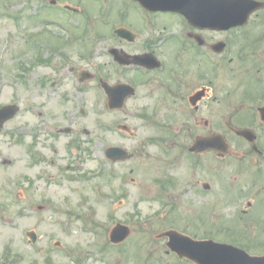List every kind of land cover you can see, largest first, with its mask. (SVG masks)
<instances>
[{"label":"rangeland","instance_id":"1","mask_svg":"<svg viewBox=\"0 0 264 264\" xmlns=\"http://www.w3.org/2000/svg\"><path fill=\"white\" fill-rule=\"evenodd\" d=\"M88 6L94 13H103L94 1ZM61 14L47 9L43 0H0V105L17 106L16 114L0 130V264H115L114 260L118 264H194L178 261L174 253H168L165 240L158 235L177 229L194 238L213 236L223 241L233 232L258 234L262 225L257 219L264 214L257 210L264 212V207L257 206L264 205V195L254 197V193L244 192L234 201L237 189L225 183L233 174L246 177L242 167L241 173H236L238 158L235 161L232 153L221 159L207 154L195 168L194 160L177 148L179 143L171 149L152 140V135L162 141L169 135L170 139L186 141L189 134L186 131L184 138L182 129L178 132L176 117L171 121L164 113L160 120L175 126L169 132L153 131L146 118L144 121L133 113L132 101L121 111H110L97 90L96 78L78 81L77 70L83 67L91 72L109 71L110 63L99 45L95 43L99 50L91 49L89 55L88 49H68L66 53L76 61H71L72 69L65 64L66 72L61 75H57V68H62L59 57L54 55L50 65L37 60L42 54L37 48L39 38L48 39L52 28L56 31V26L49 24L43 31V23L52 19L69 22ZM98 16L93 14L85 26L105 28ZM117 16L118 10L113 14ZM74 19L76 29L84 27L81 18ZM89 39L91 45L92 37ZM83 43L86 45L85 40ZM53 79L58 81L49 87ZM224 107L218 103L217 131L226 134L222 123L229 111L221 110ZM80 108L85 109L83 114ZM118 122L138 131L136 138L120 141L131 157L105 163L99 174L104 148L93 137L102 134L110 142L119 139L113 129L101 126ZM65 126L73 132L55 131ZM256 132L258 136L260 132L258 142L264 151L262 127ZM75 137V144L69 142ZM73 145L76 148L71 152ZM248 148L235 147L247 158L256 156ZM31 149L38 152L36 158ZM259 176L264 177V172ZM196 180L199 184L209 181L211 189L203 190ZM251 195L254 204L244 214V200ZM168 204L174 206L169 208ZM250 215L256 218L247 219ZM116 222L132 228L126 242L129 247L122 254L118 246L107 248L101 241ZM26 231L36 233L35 242L29 241ZM140 249L143 252L137 254Z\"/></svg>","mask_w":264,"mask_h":264},{"label":"flooded vegetation","instance_id":"2","mask_svg":"<svg viewBox=\"0 0 264 264\" xmlns=\"http://www.w3.org/2000/svg\"><path fill=\"white\" fill-rule=\"evenodd\" d=\"M92 1L102 10L101 3L106 1L108 5L103 17L113 18L116 23L115 27L93 30L97 32L92 34L91 42L104 50L102 55L114 66L99 75L93 73L92 79H97V89L102 98H106L102 87L104 82L117 88L127 84L126 90L132 93L125 98V106L132 101L133 113L141 115L144 121L147 116L150 123L147 126L153 131L169 132L175 126L166 124L163 118L160 120L164 113L171 121L176 117L178 132L182 129L184 138L188 132V139L180 142L168 135L162 137L163 142L173 147L179 143L181 147L177 148L186 149L191 157L201 155L188 150L197 137L218 133V103L225 105L221 110L229 111L225 123H222L224 130L236 138H228L229 148L254 144L235 133L239 128H246L251 120L255 121L251 118L259 117L258 110L264 106V0H258L263 4L251 14L248 22L228 28L192 24L179 12L150 10L137 0H55L50 10L53 11V6L61 2L55 10L83 18L91 10L88 3ZM117 2L121 6L117 7ZM65 5L71 8L64 11ZM116 10L118 16L113 17ZM128 14H131L130 18ZM89 36L85 28L76 29L71 37L52 33L48 39L39 38L38 51L44 45L41 57L50 61L56 55L64 66L73 58L66 51L70 48L88 49ZM77 71L78 76L80 70ZM77 79L84 82L79 80L80 76ZM124 107L114 111H121ZM117 126L114 132L119 139H114L112 145H119L122 138L138 136L135 128L118 129ZM68 128L66 133L71 134L73 130ZM102 128L108 129L105 125ZM61 130L64 129H55L57 133ZM82 131L89 134L85 129ZM155 138L152 135V140ZM77 140L75 137L69 142L75 144ZM107 141L110 140L100 134L98 144L105 148L109 144ZM207 152L216 155L214 150ZM229 152L235 153L234 149ZM254 158L257 157L252 156L251 160ZM257 159L253 166L246 161L236 168L239 173L242 168L244 171L253 169L249 173V193H256L257 188L263 189L258 172L262 164ZM196 183L203 188L199 180ZM235 238L239 240L234 242L249 254L264 256V239L241 235Z\"/></svg>","mask_w":264,"mask_h":264},{"label":"water","instance_id":"3","mask_svg":"<svg viewBox=\"0 0 264 264\" xmlns=\"http://www.w3.org/2000/svg\"><path fill=\"white\" fill-rule=\"evenodd\" d=\"M234 4L238 0H230ZM176 5L175 1L164 2V6L167 5ZM221 5V3H218ZM237 4V3H236ZM253 3L246 4V8L244 11V16L240 18L239 14H234L233 23H240L242 19L248 15V13L254 8ZM242 16V14H241ZM114 102V100H113ZM121 100L117 102L120 104ZM16 112L15 106H7L0 109V127L5 120L10 118ZM242 134L248 138L252 139V136L249 134V131H243ZM212 140L208 139L207 146H212ZM218 150L224 151L226 148L225 143L223 142L220 136L217 137V145H214ZM120 149L118 148H110V154L119 155ZM129 231L126 226L118 224L112 231V236L116 238V240H120L125 238L128 235ZM170 237L167 245L178 253L179 256H185L187 258L192 259L197 264H260L262 262L261 257H252L247 254H242L240 256L234 254V250L232 246H229L224 243H218L212 240H193L187 236L177 234L175 231H168L164 233ZM31 238L35 240V234L29 233Z\"/></svg>","mask_w":264,"mask_h":264}]
</instances>
